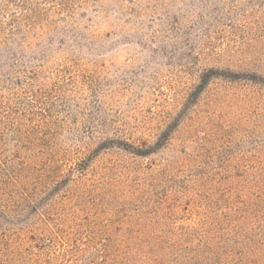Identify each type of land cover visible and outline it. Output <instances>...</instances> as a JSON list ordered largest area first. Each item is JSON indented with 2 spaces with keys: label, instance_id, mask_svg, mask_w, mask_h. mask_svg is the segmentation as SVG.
<instances>
[{
  "label": "rangeland",
  "instance_id": "rangeland-1",
  "mask_svg": "<svg viewBox=\"0 0 264 264\" xmlns=\"http://www.w3.org/2000/svg\"><path fill=\"white\" fill-rule=\"evenodd\" d=\"M70 6L0 0V264H264V0Z\"/></svg>",
  "mask_w": 264,
  "mask_h": 264
},
{
  "label": "trees",
  "instance_id": "trees-1",
  "mask_svg": "<svg viewBox=\"0 0 264 264\" xmlns=\"http://www.w3.org/2000/svg\"><path fill=\"white\" fill-rule=\"evenodd\" d=\"M56 4H58L59 7L63 8L66 11L65 13H70L72 11V10H70V9H72V7L70 6V0H56ZM139 155H144V154H139ZM83 167L84 166L82 164H78L76 167L71 168V171H73V172L75 171L76 173H81V171L84 170Z\"/></svg>",
  "mask_w": 264,
  "mask_h": 264
}]
</instances>
